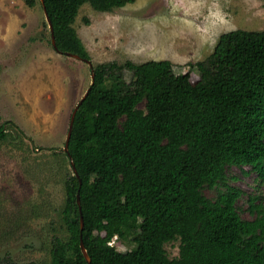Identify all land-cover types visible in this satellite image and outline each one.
I'll return each mask as SVG.
<instances>
[{"label":"trees","instance_id":"trees-1","mask_svg":"<svg viewBox=\"0 0 264 264\" xmlns=\"http://www.w3.org/2000/svg\"><path fill=\"white\" fill-rule=\"evenodd\" d=\"M22 1L46 8L62 55L90 62L74 27L80 9L89 4L111 13L136 2ZM199 66L195 84L168 60L90 68L93 84L65 154L78 175L72 168L65 180L69 238H54L52 264H264V203L252 199L255 218L244 219L243 193L227 182L228 169L237 167L264 183V31L221 35ZM10 129L26 136L0 118V142L13 135ZM218 186L226 190L215 200L205 196ZM115 237L134 248L118 250L110 244ZM176 240L179 257L171 259L165 246ZM0 264L18 263L0 258Z\"/></svg>","mask_w":264,"mask_h":264},{"label":"rangeland","instance_id":"rangeland-1","mask_svg":"<svg viewBox=\"0 0 264 264\" xmlns=\"http://www.w3.org/2000/svg\"><path fill=\"white\" fill-rule=\"evenodd\" d=\"M74 27L93 64L168 60L195 84L221 35L264 31V1L136 0L111 13L85 4ZM131 77L126 72L127 82ZM91 83L88 64L53 49L41 4L0 0V118L26 134L10 129L13 135L0 142V258L52 264L54 238L68 240L65 180L72 167L64 149L72 113ZM227 182L243 193L242 217L253 220L251 205L264 203V183L237 167L228 169ZM225 190L204 194L215 200ZM113 241L122 252L135 246ZM179 247L180 240L166 244L171 259Z\"/></svg>","mask_w":264,"mask_h":264},{"label":"water","instance_id":"water-1","mask_svg":"<svg viewBox=\"0 0 264 264\" xmlns=\"http://www.w3.org/2000/svg\"><path fill=\"white\" fill-rule=\"evenodd\" d=\"M41 3L44 4V1L41 0ZM43 8H44V14H45V17H46V21H47V24H48L49 29H50V32H51V43H52V46H53L54 50H55L57 53L62 54V53H60V51H58V49H57L56 41H55V36H54V31H53L52 23H51V21H50V18H49L48 12L46 11V8H45L44 6H43ZM65 55H66V56H69V57L76 58V59H78V60H81L79 56L74 55V54H71V53H66ZM81 61H83V62H85L86 64H88V65L90 66V68H93V63H92V62H90V61H84V60H81ZM91 73H92V84H93V80H94V72L92 71ZM89 91H90V88L87 90V92H86L85 95L82 97V99L78 102V104H77L76 108L74 109V111H73V113H72V116H71L70 126H69V131H68L67 140H66L65 149H64L65 153L68 154V156H70V155H69V154H70V153H69V142H70V139H71V136H72L73 124H74V118H75V115H76L78 109H79L80 106L82 105L83 101H84V100L86 99V97L88 96ZM70 161H71V165H72V168H73V170H74L76 176H78V175H77V171H76V167H75L74 162L72 161L71 157H70ZM81 184H82V182L80 181V185H81ZM77 202H78V205H79V208H80V212H82V211H81V206H80V196H79V195H78V198H77ZM83 228H84V221H83V217H82V215H81V229L83 230ZM81 248H82L83 253H84L85 256H86V259L88 260V262H90V258H89L88 254H87V251H86V249H85L84 244H83L82 241H81Z\"/></svg>","mask_w":264,"mask_h":264},{"label":"built area","instance_id":"built-area-1","mask_svg":"<svg viewBox=\"0 0 264 264\" xmlns=\"http://www.w3.org/2000/svg\"><path fill=\"white\" fill-rule=\"evenodd\" d=\"M114 241H115V240H114ZM114 241H113V242H111L110 244L114 243Z\"/></svg>","mask_w":264,"mask_h":264}]
</instances>
